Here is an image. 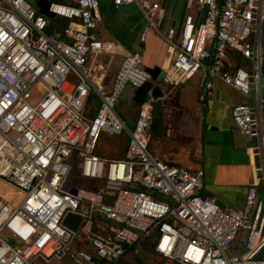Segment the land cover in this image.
<instances>
[{"label":"built area","instance_id":"2783aa9c","mask_svg":"<svg viewBox=\"0 0 264 264\" xmlns=\"http://www.w3.org/2000/svg\"><path fill=\"white\" fill-rule=\"evenodd\" d=\"M112 1L138 4L145 30L156 28L155 0ZM196 4L198 25V13L188 14L166 31L173 55L164 80L177 86L202 70L207 86L218 80L251 99L231 108L256 170L243 206L202 194V168L149 151L153 95L131 126L118 113L125 86L150 76L137 52L109 80L97 74L112 49L96 34L99 0L50 2L61 25L28 0H0V187L14 194L0 195V264H112L142 243L175 264H264V0ZM37 85L42 94L30 102ZM122 135L121 157L99 154L103 136ZM71 174L80 185L69 184ZM69 213L81 217L76 231L63 223Z\"/></svg>","mask_w":264,"mask_h":264},{"label":"crops","instance_id":"0c3cea01","mask_svg":"<svg viewBox=\"0 0 264 264\" xmlns=\"http://www.w3.org/2000/svg\"><path fill=\"white\" fill-rule=\"evenodd\" d=\"M28 1L33 4L36 0ZM155 3L157 10L152 19L156 28L145 30L147 19L138 4L115 7L112 0H99L100 20L96 34L101 40L112 44L110 53L104 54V58H109V63L117 61L115 70L123 56L134 52L139 54L144 67L158 65L165 71L170 69L173 50L164 39L166 31L170 27L177 31L186 15L197 14V4L196 0H155ZM63 22L61 18H55L54 22L51 19V23L57 25ZM100 60L95 64L97 74L104 75L107 80L108 74L106 76L105 72H100L103 68ZM237 62L246 64L245 60ZM204 77V72L200 70L177 86L165 81L162 94L154 96L152 103V135L148 148L155 157L165 162L190 169L202 168V194L220 200L225 207L241 208L247 186L255 178L256 170L253 152L249 148L251 141L235 128L231 108L238 103H251V99L218 80L207 86ZM124 101L135 112L133 116L125 117L131 126L139 104H129L126 99ZM158 138L160 143H156ZM101 141L110 143L115 151L108 154L107 150L99 148V154L110 157L123 155L126 135L103 136ZM104 146L106 149L107 145ZM12 193L10 190L0 195L12 198ZM78 245L88 252L93 251L88 242ZM134 246L135 251L142 246L141 255L151 264H175L148 252L146 247L149 244ZM134 246L127 249H133ZM115 263L122 264L119 260ZM32 264L51 263L38 259Z\"/></svg>","mask_w":264,"mask_h":264},{"label":"water","instance_id":"95a60500","mask_svg":"<svg viewBox=\"0 0 264 264\" xmlns=\"http://www.w3.org/2000/svg\"><path fill=\"white\" fill-rule=\"evenodd\" d=\"M50 1L49 0H36L33 2V5L38 9V12L45 15L48 18L55 17V14L51 11H49ZM203 15V10H201L197 14V25L201 22ZM144 69L147 71V73L150 76V79L146 82H144L141 86L134 87L132 85H126L123 89L120 100H127L129 104L131 103H137L141 104L143 100L148 96V94L153 96H160L162 94V87L165 83L164 77H165V70H163L158 65L153 66H145ZM72 192H74V189H71ZM217 202L224 207V204L216 199ZM81 217L79 215L69 213L66 215V217L63 220L64 225L72 229L73 231L77 230L79 221Z\"/></svg>","mask_w":264,"mask_h":264},{"label":"rangeland","instance_id":"374dc122","mask_svg":"<svg viewBox=\"0 0 264 264\" xmlns=\"http://www.w3.org/2000/svg\"><path fill=\"white\" fill-rule=\"evenodd\" d=\"M52 21H55V18H52ZM110 59L109 58H101L100 63L103 65V68L100 69V72L106 73V76L108 74V76L106 77L107 80L108 78L114 73V71H116V67L115 65H117V61H112L111 63H109ZM99 72V73H100ZM42 90L43 88L41 87V85H37L35 86L31 92H30V98L29 101L30 102H35L42 94ZM88 105L91 107H95L98 105V101L95 98H90L88 100ZM126 103V101L124 100H119V102L116 104V110L118 111V113L123 117H129L130 115L133 116L134 115V111L129 109V105ZM86 113H88V110H85ZM153 140V139H152ZM156 143H160V139L158 138L156 140ZM102 145V146H101ZM107 145L106 149L105 146ZM110 143L106 144L103 141H100L99 146H98V152H99V148L100 149H104V151L107 150L108 154L109 153H114L115 148L111 147ZM154 155V154H153ZM79 177L77 175L71 174L69 176V184H75V185H80L79 182ZM2 189H0V193H8L10 192V190L8 188L5 187H1ZM13 194V193H12ZM14 195V194H13ZM155 238V237H154ZM151 243H152V238H151ZM143 244V243H142ZM141 244V245H142ZM237 244V240L233 243V246H235ZM143 245H147V244H143ZM148 252L153 253L154 255H159L157 252L154 251L153 249V245H149L146 247ZM135 246L133 249H126L124 251V253L122 254V256L118 259L119 261L122 262V264H151L149 263L146 259H144L143 255V251H142V246H140L139 248H137L138 251H135ZM158 263V262H157ZM112 264H116L115 262H113ZM162 264V263H159Z\"/></svg>","mask_w":264,"mask_h":264},{"label":"trees","instance_id":"16d2710c","mask_svg":"<svg viewBox=\"0 0 264 264\" xmlns=\"http://www.w3.org/2000/svg\"><path fill=\"white\" fill-rule=\"evenodd\" d=\"M65 22V21H64ZM143 244H145V243H143ZM129 247H132V246H129Z\"/></svg>","mask_w":264,"mask_h":264}]
</instances>
